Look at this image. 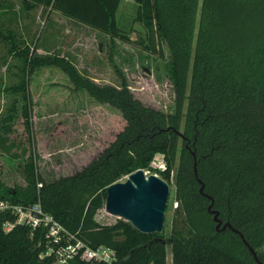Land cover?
I'll use <instances>...</instances> for the list:
<instances>
[{
	"label": "trees",
	"instance_id": "obj_1",
	"mask_svg": "<svg viewBox=\"0 0 264 264\" xmlns=\"http://www.w3.org/2000/svg\"><path fill=\"white\" fill-rule=\"evenodd\" d=\"M24 1L49 7L112 40L132 42L116 26L121 0ZM134 3V22L146 31L140 34L144 49L163 57L160 45L167 47L172 112L145 106L119 71L120 88L100 86L80 76L65 58L39 57L34 49H22L23 78L14 89L18 96L0 120V151L24 160V186L9 187L0 178V198L23 205L39 201L44 212L90 247L114 249L117 264H167L168 246L171 264H259L239 235L227 227L216 230L207 210L209 196L222 224L239 231L264 263V0ZM50 67L66 75L74 91L83 89L117 108L125 124L81 172L46 183L36 163L29 80ZM19 119L26 142L17 136ZM192 153L203 194L193 174ZM157 155L165 164L158 177L168 185L172 177L175 186L169 238L163 232L144 234L122 219L99 224L95 217L104 207L106 187L147 169ZM6 218L0 217V264H50L39 258L45 243L42 231L32 235L18 225L4 232Z\"/></svg>",
	"mask_w": 264,
	"mask_h": 264
},
{
	"label": "rangeland",
	"instance_id": "obj_2",
	"mask_svg": "<svg viewBox=\"0 0 264 264\" xmlns=\"http://www.w3.org/2000/svg\"><path fill=\"white\" fill-rule=\"evenodd\" d=\"M135 8L134 0L120 1L116 26L125 35L132 32ZM132 38L131 43L112 40L108 34L77 23L49 7L24 0H0V120L18 96L14 89L23 78V64L18 53L26 47L34 49L39 57L50 55L67 59L80 76L100 86L120 88L119 71L129 91L145 106L164 113L172 112L174 94L167 74L169 53L166 45H160L163 57H159L144 49V38L140 34ZM154 43L158 44L156 38ZM29 81L36 163L44 182L81 172L123 130L125 123L117 108L96 101L83 89L74 91L70 80L56 68L38 70ZM15 128L18 138L25 141L20 119ZM23 162L0 151V178L9 187L24 186ZM164 168V162L157 155L148 168L142 170L145 175L158 176V171ZM174 188L171 177L163 225L165 239L169 238L173 209L177 204ZM96 214V221L101 225L119 220L103 208ZM170 259L168 246L167 264H171Z\"/></svg>",
	"mask_w": 264,
	"mask_h": 264
},
{
	"label": "water",
	"instance_id": "obj_3",
	"mask_svg": "<svg viewBox=\"0 0 264 264\" xmlns=\"http://www.w3.org/2000/svg\"><path fill=\"white\" fill-rule=\"evenodd\" d=\"M132 32L128 35L130 41L132 35H145L146 31L138 22L132 25ZM193 156V174L197 178V161ZM200 184L199 193L203 194V183L197 178ZM206 195V194H205ZM106 199L104 211L118 219L128 222L135 230L144 234L162 233L166 216V207L169 200V185L157 175H145L142 169L126 176L123 181L112 183L106 187ZM207 210L213 215V222L217 231L226 227L239 235L242 243L247 247L254 261L264 264L258 260L254 249L247 244L243 235L231 227L228 222L222 224L218 218V212L211 210L212 199Z\"/></svg>",
	"mask_w": 264,
	"mask_h": 264
},
{
	"label": "built area",
	"instance_id": "obj_4",
	"mask_svg": "<svg viewBox=\"0 0 264 264\" xmlns=\"http://www.w3.org/2000/svg\"><path fill=\"white\" fill-rule=\"evenodd\" d=\"M42 184H38L40 188ZM8 217L2 224L4 232L25 226L30 233L41 230L45 243L39 253L40 259H49L50 264H117V254L107 246L90 247L76 233L66 229L50 215L43 211L39 201L34 205L13 203L0 198V217Z\"/></svg>",
	"mask_w": 264,
	"mask_h": 264
}]
</instances>
